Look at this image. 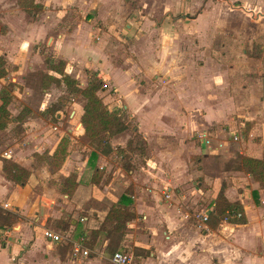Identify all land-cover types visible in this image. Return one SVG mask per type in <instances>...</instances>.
Returning <instances> with one entry per match:
<instances>
[{"label":"crops","instance_id":"crops-1","mask_svg":"<svg viewBox=\"0 0 264 264\" xmlns=\"http://www.w3.org/2000/svg\"><path fill=\"white\" fill-rule=\"evenodd\" d=\"M28 1L31 11L18 0H0V25L6 29L0 32V55L11 67L6 70L16 76L11 79L17 83L13 99L25 100L30 93L26 76L34 70L60 77L46 62L56 55L75 80L80 77L72 70L79 66L103 74L115 90L107 104L122 108L136 132L128 127L113 133L108 150L89 159L94 148L78 128L76 107L67 118L59 103L53 115L47 112V120L27 100L31 111L22 118L24 142L15 143L6 155L30 170V177L13 185L0 163V202L7 201L20 215L11 230L0 225V264H102L94 256L71 257L65 250L67 239L45 238V219L67 221L64 237L96 229L126 182L134 187L136 214L129 227H135L140 217L145 220L139 225L145 241L133 243L145 250L135 255L139 264H264V189L244 172L218 166L235 153L259 158L264 151V17L256 18L255 43L260 44L256 56L243 50L242 36H204L210 25L200 27L203 32L195 39V24L186 16L192 8L181 0L176 5L161 4L164 0ZM178 11L185 13L177 17ZM238 27L242 25L235 23ZM51 28L61 31L51 36ZM65 29L73 30L69 34ZM45 42L44 49L55 55L32 48ZM48 76L40 90L39 110L48 109L59 91ZM19 108L11 105L13 112ZM132 134H138L139 142L127 146ZM66 136L69 144L58 180L44 183L38 173L48 166L36 161L35 154L53 150ZM117 148L129 155V169L118 165ZM111 155L113 164L108 160ZM193 155L198 164H193ZM100 166L104 171L94 182ZM71 171L77 173L78 185L68 197L59 190L60 180ZM119 173L122 182L114 181ZM223 175L224 195L242 204L245 223L211 222L219 189L213 179ZM198 177L202 179L196 182ZM38 182L47 197L33 192L27 202L18 198L31 195ZM164 188L170 202L162 199ZM252 191H257L256 199ZM78 210L88 213L79 216ZM193 210L206 212L208 220L197 222Z\"/></svg>","mask_w":264,"mask_h":264},{"label":"rangeland","instance_id":"rangeland-1","mask_svg":"<svg viewBox=\"0 0 264 264\" xmlns=\"http://www.w3.org/2000/svg\"><path fill=\"white\" fill-rule=\"evenodd\" d=\"M181 2L189 3V6H191V8H192V9H189L190 13H188V15L186 14V16H189L188 18L190 19L189 21L192 23L191 25H193V23L195 24V28H194L195 29V33H194L195 39H197L198 32H203L202 28L200 29V27L205 26V25H208V26L210 25L211 29L209 27H207L209 29L204 27V28H206V33L204 32V36L209 37V38H214V37L220 36L222 34H223V36H229V37L234 36V35H239L240 37L242 36V38L244 39L243 50L250 52L252 55L258 54V52H259L258 46L260 44L258 45L255 43V41L257 39V37H255V36H257L256 35V33H257L256 18L264 17V5H263V7L260 5V2H262V0H181ZM163 3H165L167 5H170V4L176 5L177 0H164L163 2H161V4H163ZM37 8H38V5H37ZM39 8H40V5H39ZM208 11H210L211 14H208ZM183 13H185V12L178 11V12H175V15H177V17H182ZM138 19H141V17H139ZM193 21H195V22H193ZM222 22H226V26H223ZM235 23H238V25L241 24L242 27L241 28L240 27L235 28ZM72 30L73 29H71V30L65 29V31L69 32V34L72 32ZM60 31L61 30L58 28H51L48 35L55 36ZM102 31H105V30H102ZM0 32H2V33L6 32V29L4 28L3 25H0ZM262 35L264 36V30L262 31ZM94 39H96V38H94ZM263 40H264V38H263ZM215 46H217V45H215ZM45 47H46V42L44 44H38V45L32 46L34 51H37L38 53L40 51H44L45 55H51V56L55 55V54H53V52L45 50L44 49ZM121 51L124 52V50H121ZM256 56H258V55H256ZM47 60H50V62H47L49 64L48 66H50V67H51L52 63L57 64L59 62L58 61L59 58L56 55L53 56V59H47ZM10 68H11L10 66L9 67L7 66L6 61L3 58V56L0 55V92H7L10 95V101H9V104L7 105L9 120L3 128H0V163H1V169H2V159L8 158V156L6 155V152L11 153V148L18 141H19L18 145H20V146H21L20 142L21 143L24 142V140H21L22 129H23L22 118L24 117L25 114H27L28 112L31 111V109L28 108L26 105L27 100L29 101V103H32L31 104L32 106L35 105L36 114L39 116H43L47 120L50 118V115L54 114L56 107L58 108L59 103H62L61 109L63 110L64 116L67 118H68L70 109H73L74 107H76L77 110L80 112V119H79L78 128L81 127L83 129L82 124H81V114L83 111V109H82L83 105H84L86 100H85V97L82 95V91L87 87L88 83L94 77H97L98 79L101 80V84H100L98 90L96 91V95L100 99L101 103L103 104V107H105L108 110H116L117 109V111H120V113H122L123 117L126 119V123L129 125L131 132H132V127L135 126V125H133L134 122L129 121L128 114H126L122 108L117 107L116 104L114 106H113V104L112 105H109V103L107 104V102H108L107 100H109V98H107V96L111 93H114L115 90H114L112 84L104 77V75L100 74L98 71H93L91 69H88L85 67H80V66L76 67L75 69L72 70V73L76 74L78 77H80V78L76 79V82H77L76 87L79 91L71 93L66 89V87L63 83L60 85H57V87L59 88V91L55 92V95L57 98L55 100H53V102H51V104L47 105L48 109H43V110L40 109L39 110L38 103L40 102L39 101L40 92H41L40 90H41V88L44 87V84H45V80L43 78V75L45 73H42L41 70H34L32 73H29L26 76V85L30 88V93L26 94L27 96L24 98L25 100H23V102H22V100H20L18 98L13 99V97H12L11 92H12V90H14V86L17 83L15 82V80H11L12 78H16V76L10 74V72H8L6 70V69L10 70ZM85 77H86V81H84ZM51 84H54V83H51ZM104 84H107L108 87L105 88ZM17 100L19 102H17ZM0 102H1V99H0ZM11 105H13V107H15V108L16 107H20V108L17 111L13 112L11 109ZM47 112H49L50 115H47ZM71 125L75 126V124H71ZM83 133H84V129H83ZM137 135L132 134L133 139L135 141L139 142ZM84 136L86 137L87 142H89V138L85 134H84ZM66 138H67L68 143H69V138L67 136H66ZM35 155H37V153ZM126 155L129 156L128 154H126ZM8 159H10V158H8ZM196 159H197V155H193L192 156L193 164H198L199 161ZM108 160H109V162H112V164L114 162H116V160L114 158H112V155L108 157ZM40 163L41 164L45 163L48 166L46 172L38 173L40 176V180L42 179V182H44V183H55L59 177V172H58L59 170L56 173H51L50 167H49L47 162L40 161ZM118 165H121L122 168H125V166L122 164L121 160H120V163ZM113 170H114V168H113ZM2 171H3V173H5L6 178L13 185H17V184L19 186L21 185V183L13 182L7 176V173L3 169H2ZM103 171H104V169L102 168V166L97 168V172H95L93 174L95 179L97 178L96 180H94V182H98L100 180ZM29 172L31 174L30 170H29ZM29 177H30V175H29ZM225 177L226 176L223 175V176H219L217 179H215V178L213 179L214 180L213 184H215L214 186H216L217 189L221 186L222 183H225L224 182L225 181L224 179H226ZM63 179L60 180L61 185H60L59 190L61 193H62ZM199 179H202V178L198 177L195 179V181L197 182ZM116 180L119 182L124 181L122 174L119 173L117 175V177H115L114 181H116ZM24 181L27 182L26 179ZM124 185H125L124 189L127 186H129V187L131 186L134 189L132 182H126ZM31 188H32L31 195L24 196V195H26V193H25L24 195H18V198L23 199L24 202H27L29 200V198H31V196L32 197L34 196L33 192H38L40 194V196H43V197L48 196L47 193L45 196L42 195L44 193L45 188H44L43 184H40L39 182L37 184H35L34 186H32ZM124 189H123V191H124ZM164 191H166L165 188H164ZM121 194H119L118 197ZM111 197H112V199H114V196H111ZM34 199H36V197H34ZM162 199H164V196ZM34 204H35V202H34ZM10 207H11V205L7 201L0 202V225L3 228H5V226H6L5 229L9 228L11 230L12 227L17 224V221H18V218L20 217V215H19L17 209L10 208ZM87 213H88L87 210H85L83 212H81V210L80 211L78 210L79 216L86 215ZM38 215H39V210L34 213L33 217L38 216ZM134 219H136V217ZM133 220H131V221H133ZM131 221H129L125 224V230L124 231L127 234L122 239V243H123V245H125L122 247L126 248L124 250L131 251L134 255L135 254L143 255L145 250L139 246H134L136 244H133V243L134 242L140 243L142 241H145V239H146L145 234H143L141 232L139 233V231L142 229V228H140L139 225L142 222H145V220L140 217L136 222L137 225H135V227L130 228L129 224ZM52 222H53L52 218L48 217L45 219V225L44 226L47 228L53 227V229L56 232L64 234V228L68 224L63 223V222H67V221H65L63 219H57L55 221V223H52ZM108 226L110 227V224ZM85 231L86 230H84V232ZM84 232H83V234H80V236L77 234L78 235V236L76 235L77 237L72 236L70 238V236L66 235L68 243L65 245V247H66L65 250H67V252L71 255V257L76 258V259L86 260V259L90 258V256H94L102 264H110L109 263V257H110L111 252L110 253H104V250L102 248L104 243L108 242V239L107 240L104 239V241L102 240V237L105 236L104 231L100 234L101 236L96 240L95 245L91 247V250H90L88 257H81V256L74 257L72 255V244H73V242L79 241L80 237L83 238L84 234L86 236L89 233V230L87 233H84ZM137 245H139V244H137ZM135 259H136V257H135Z\"/></svg>","mask_w":264,"mask_h":264},{"label":"trees","instance_id":"trees-1","mask_svg":"<svg viewBox=\"0 0 264 264\" xmlns=\"http://www.w3.org/2000/svg\"><path fill=\"white\" fill-rule=\"evenodd\" d=\"M18 3L20 6L25 9L28 8L27 10L31 11V1L18 0ZM46 62H50V60L46 59ZM51 69L60 74V77L57 78L44 74V79L48 76L56 85L63 83L66 89L71 93L79 91L76 87V80L64 72L63 61H59L57 64L52 63ZM100 84L101 80L94 77L82 91V95L85 97L86 101L82 108L81 124L84 129V134L89 138V145L94 148V150L90 153L89 159H97L98 151L108 150L109 137L113 133L122 131L129 127L126 123V119L120 111H117V109L108 110L103 107V104L96 95V91L98 90ZM0 99V128H3L9 120L7 105L10 101V95L7 92H0ZM132 130L136 132L134 126L132 127ZM133 141L134 139L130 138L127 141V146ZM68 144L67 138L62 137L53 150H44L42 153L35 155L36 161L47 162L51 173H56L64 162ZM117 150L125 169H129L130 165L128 156L124 153L123 149L117 148ZM218 166L222 171H242L250 176L254 181L258 182L261 189H264V151L259 158L235 153L231 159L221 160ZM2 169L15 183L24 184V180L26 179L27 181L30 175L28 169L8 158L2 159ZM76 179L77 173L74 171L64 177L62 184L63 194L70 197L74 193L78 185ZM224 190L225 185L222 184L215 195L214 211L211 216L212 224L216 225L222 221L229 223H245L246 219L242 204L238 201H229L224 195ZM252 196L256 199L257 191H252ZM238 213L240 216H236ZM135 217L136 214L133 211V188L131 186H127L123 193L109 207L107 214L101 221L99 227L97 229L89 230V233L86 236L84 234V246L91 250V247L95 245L96 240L104 231L105 236L102 237V240L104 241V239H108L104 248V253L111 252V255L115 251L124 250L125 247H122V239L127 234L124 231L125 224L133 220ZM109 224L110 227L108 226Z\"/></svg>","mask_w":264,"mask_h":264},{"label":"built area","instance_id":"built-area-1","mask_svg":"<svg viewBox=\"0 0 264 264\" xmlns=\"http://www.w3.org/2000/svg\"><path fill=\"white\" fill-rule=\"evenodd\" d=\"M104 87H107V84H104ZM204 137H205L204 134L200 135V138H204ZM234 139H236L235 136H234ZM205 141L208 142L209 140L206 138ZM164 200H166V202H170L171 200L170 192L167 190L164 192ZM192 215L195 218V220L199 223H205L208 220V214L202 210H193ZM236 216H240V214L238 213L236 214ZM43 236L53 242H58L62 239H67L66 236L64 237L63 234L56 232L52 228L43 229ZM89 253H90V249L84 246L82 237H80L79 241L73 242L72 255L74 257H78V256L88 257ZM134 256L135 255L131 251H128V250L115 251L110 255L109 263L110 264H139V262L135 259Z\"/></svg>","mask_w":264,"mask_h":264}]
</instances>
